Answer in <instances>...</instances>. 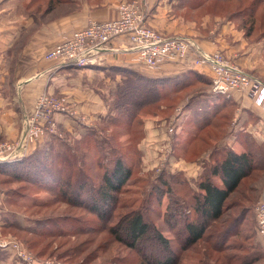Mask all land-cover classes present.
<instances>
[{"label": "trees", "instance_id": "obj_1", "mask_svg": "<svg viewBox=\"0 0 264 264\" xmlns=\"http://www.w3.org/2000/svg\"><path fill=\"white\" fill-rule=\"evenodd\" d=\"M47 1L46 12L66 0ZM192 1L201 3L203 0ZM111 73L119 74L122 79L106 93L100 92L107 112L96 127L88 128L72 144L67 140L68 133L59 130L64 138L58 143L43 141L21 160L1 164L0 176L4 178L0 184L24 183L48 193L53 197L52 201L84 208L104 224V230L111 239L138 254L139 264H181L188 253L191 256L198 254V264H256L262 260L264 251L255 240L253 219L252 225H244L248 208L240 204L229 205L234 195L240 199L235 203L251 202L246 195L255 191L254 177L264 173V144L253 141L238 151L216 149L210 154L211 159L205 161H200L197 156L188 159V154H180L179 148H172L173 160L200 162L201 174L198 178L188 179L182 172L162 171L154 176V181L148 183L158 207L162 206L164 198L167 200L162 224L151 223L139 209H133L109 226L121 200L118 195L124 193L137 172V163L141 158L139 143L145 138L141 122L143 115L152 112L158 115L163 111L168 113L164 118L168 120L180 92L197 82L207 87L210 84L206 77L195 71L174 78H152L126 68H113ZM202 95L197 105H186L189 116L186 122H192L194 129L190 135L193 137L213 127V119L228 103H220L221 95H214L210 91ZM210 99H213L212 103ZM226 123L223 119V125L227 126ZM123 137L124 141L120 142ZM52 139L59 140L56 137ZM65 149L69 152L67 156L63 155ZM184 150L190 151L189 148ZM90 155H94V158L88 164ZM92 164L94 167L90 168ZM90 170L101 171L98 180H93ZM72 172L74 177H70ZM66 173L68 178L63 181V174ZM15 193L10 192V198L4 202L15 205ZM236 207L242 210L234 218L224 220L227 212ZM15 215L12 212L10 217L3 216L0 230L3 233L10 231L13 235H29L30 238H24L29 250L36 247L34 243L37 240L32 238L44 236L47 239L48 235L53 234L50 232L58 228L52 224L48 231L45 230V223L37 221L24 225ZM219 222L220 226L217 227ZM165 230L173 233L174 238L170 240L164 237ZM174 244H178L177 249L173 248ZM2 251L0 264L6 260ZM37 255H42V252ZM211 258H214L213 263Z\"/></svg>", "mask_w": 264, "mask_h": 264}, {"label": "rangeland", "instance_id": "obj_2", "mask_svg": "<svg viewBox=\"0 0 264 264\" xmlns=\"http://www.w3.org/2000/svg\"><path fill=\"white\" fill-rule=\"evenodd\" d=\"M81 1L82 0H75L74 2L80 3ZM99 1L100 0H95V2ZM133 1L135 0H121L117 6V12L120 4L123 2ZM167 1V4L170 5L174 14H176V18L179 20V23L177 22V26L187 25V28L197 34V37L195 35H175L176 37L186 38L194 43L204 41L209 45H213V48L206 52L219 53L225 58V60L238 66L242 71L253 76L262 85H264V0H203L201 3H194L192 0ZM144 2L143 9L146 15V23L148 24L147 18L151 14L150 3H152V0H144ZM69 3H71V0L69 2L66 0L65 2L57 4L52 11L46 12L45 8L48 5L47 0H26L23 7L17 9L16 13L31 16L34 23L37 25L56 17L64 10V7L72 6ZM117 12L115 18L118 15ZM219 28L220 36L218 34ZM213 34H215V37ZM161 35L164 37H170L163 34ZM208 70L211 74L210 79L206 77L210 82L209 86L207 87L197 82L196 85L180 92L178 98H176V106L174 104L171 107L172 110H169L171 112L170 115H172L168 120L164 119L168 113L166 114L163 111L158 113V115H154L153 112L148 115H143L141 122L146 129L147 137L145 135V138H143L139 143L138 149L141 152V158L137 163V172L132 177L133 179L130 183L126 186L127 191L125 190L124 193L118 195L121 200L118 204V208L112 216L110 222L111 224L109 226H111L113 222H116L119 216L130 212L133 209H139L144 217L151 223H155L159 226L162 224V217L165 212L164 210L167 205V200L164 198L162 206L158 207V204L155 201L156 199H153V195H151L152 191L148 186V183L150 181H154V176L162 171L167 173L182 172L184 176H192L194 175V172L190 169V171H192L191 173L188 169L184 168H194L195 166L196 174L192 178H198L201 174L200 162L196 164V162L188 163L180 159L173 160L172 154L174 151L172 148H179L178 153L180 154H188V159H192L197 156L196 158H199L200 161H205L211 159L209 156L216 149L222 150L228 148L238 151L241 150V148L243 149L244 145L247 143L249 144L250 141L255 142V144H264V140L261 139L263 138L262 133L259 134V132L252 130L253 127L260 124V118H258V116L243 113L242 111V114L248 117L246 118L247 121L244 122L242 126H239L242 127V129H235L234 117L235 114L238 113L237 110L239 105H235L233 101V99L235 100L234 94H231L230 96H220V100H222L220 103L223 101L228 103L227 106L223 108L220 113H218V117L213 119V127H208L204 131L198 133L195 137L190 135L194 128L193 126L191 127L192 122H186L189 117L188 111H186V105L189 103L197 105L201 102L200 99L203 97L201 94L203 92L209 93L213 73L210 68H208ZM110 74L114 77L113 81H111L112 85L121 81L122 77L119 74ZM116 77L118 79H115ZM106 90V88H102V93H106ZM43 94L49 95L50 93L44 92ZM50 95L54 97L64 96V98L68 101V107L77 112L73 100L68 96L62 94ZM241 96L251 99L255 105V101L249 96L247 91L241 92L240 97ZM243 99L244 98H241V101H243ZM210 100V103H212L213 99ZM258 108L262 110L261 107ZM33 110L34 105L32 112ZM56 115L63 114L54 115L56 129H54V133L52 132V134L44 136V143H58L64 138L62 137V133L59 131L61 129H59L56 122ZM63 116L71 118L75 117L69 115ZM223 119L227 122V126L223 125ZM98 121L95 122L96 125ZM207 121L208 119L205 122ZM171 124H175V130L173 135L169 136L167 130ZM96 125L91 128H95ZM22 126L23 120L21 127ZM20 135L15 140L0 138V144L15 142L20 139ZM52 137L59 138V140H53ZM80 137L81 136H73L68 133L67 140H69L68 142L72 144L74 141H78ZM119 141L123 142L124 137ZM37 145H35V147ZM185 148H189L190 151L184 150ZM123 149L129 150V148ZM63 153L65 156L69 154L66 149ZM93 158L94 155H90L87 163L90 162V160H93ZM196 158L194 160H196ZM81 162L83 161L81 160ZM89 167L92 168L94 166L92 164ZM90 171L92 173L93 180H98L99 178L97 176H100L101 171ZM95 175L96 177H94ZM71 176L74 177L73 172L70 177ZM3 178V176H0V183L3 182ZM67 178V173L63 174V181ZM254 178L256 181L253 183L255 191L248 192L246 195V198L251 202L245 203V201H243L242 203H235V200L240 201V199L238 196L236 197L234 195L233 198H231L233 201H229V205L240 204L245 206V208H248L246 209L248 212L245 215L246 221L244 222V225H252L253 219V224L255 225V240L263 252L264 239L259 237L256 232L255 218H252V214H254L253 210L257 201L263 194L264 173H259L258 176H255ZM10 192H16L15 205H8L4 202L6 198H10L11 195H8ZM52 198L53 197L51 195L41 191L39 188L30 187L24 183L21 184L18 182H12L9 184H0V220L3 216L7 217V215H9L10 217L11 213L14 212L21 224L30 225L33 221L43 222L46 224L45 230L48 231L50 230L52 224L58 227L57 230L50 232L53 234L48 235L49 237L47 239L40 235L39 236L42 240H40V237H37V239L32 238V240H37L36 243H34L36 247L32 250H29L27 245L24 243L25 239L30 238L29 235H13V233H9L10 231L3 233L0 230V239H11L19 243L27 253L31 254L34 260L33 264L140 263V260L137 257L138 254L134 250L109 237L106 230H104V224L98 220L96 215L89 213L81 207H75L62 201H52ZM241 210V207H236L235 209L228 211L224 220L234 218V216ZM219 226L220 222L217 227ZM43 233L44 232L42 231V234ZM163 236L170 240L174 238V234L167 230L163 232ZM200 247H203V245L200 244ZM173 248L177 249L178 244H174ZM0 250L3 249L0 248ZM40 251L42 252V255H37ZM2 252L5 254V259L9 258L10 261L14 263L15 258L12 256L11 252L6 250ZM198 258V254H192L191 256V254L188 253L181 261V264H198ZM210 261L213 263L214 258H211ZM256 264H264V258Z\"/></svg>", "mask_w": 264, "mask_h": 264}, {"label": "crops", "instance_id": "obj_3", "mask_svg": "<svg viewBox=\"0 0 264 264\" xmlns=\"http://www.w3.org/2000/svg\"><path fill=\"white\" fill-rule=\"evenodd\" d=\"M74 1L71 0L69 4L72 6L64 7L56 17L36 25L31 16L16 13L26 0H0L1 139L15 140L20 135L22 120L32 112L36 99L44 92L66 95L73 100L77 112L85 117V121L56 115V122L59 129L73 136L84 135L86 130L95 126V122L107 112L100 92L102 93V88H106L107 92L115 86L111 83L114 78L110 74L113 68L130 69L152 78H174L195 71L210 79L211 74L207 66H196L193 56L165 62L157 69L146 68L136 61L135 53L130 51L127 35L111 41L101 52L98 62L86 68H61L54 61L45 60L47 52L72 32L85 27L90 20L101 22L115 18L121 0H82L80 3ZM167 3V0H152L151 14L147 18L149 26L165 36H196V32L187 28V25L177 26L179 20ZM218 34L220 36V28ZM213 36L215 37V34ZM196 45L203 51L213 48V45L204 41L197 42ZM232 94L235 95V105H239L238 113L234 117L235 129H242L239 126L247 121L248 117L244 116L242 111L254 114L260 118V124L252 130L262 133L261 139L264 140L262 110L256 107L251 99L240 97V93ZM241 98H244L243 101ZM144 130L147 137L145 127ZM184 169L196 174L195 166ZM194 175L185 176L192 178ZM14 263L16 264L15 261ZM14 263L9 258L2 262Z\"/></svg>", "mask_w": 264, "mask_h": 264}, {"label": "built area", "instance_id": "obj_4", "mask_svg": "<svg viewBox=\"0 0 264 264\" xmlns=\"http://www.w3.org/2000/svg\"><path fill=\"white\" fill-rule=\"evenodd\" d=\"M144 3V0L123 2L116 18L101 22L90 20L85 27L72 32L47 52L44 59L54 61L61 68H86L98 62L101 52L111 41L127 35L136 61L146 68L157 69L165 62L193 56L196 66L211 69L212 94L230 96L233 92L247 91L255 105L264 112V85L219 53L203 51L186 38L162 36L146 23ZM55 114L75 116L79 121H85L84 116L68 107L64 96L40 95L34 103L33 112L23 119L20 139L0 144V165L28 156L35 145L42 143L44 136L52 134L56 129ZM175 124L168 128L169 136L173 135ZM253 211L256 232L264 239V193ZM0 248L11 252L16 264L34 263L31 254L15 240L0 239Z\"/></svg>", "mask_w": 264, "mask_h": 264}, {"label": "bare ground", "instance_id": "obj_5", "mask_svg": "<svg viewBox=\"0 0 264 264\" xmlns=\"http://www.w3.org/2000/svg\"><path fill=\"white\" fill-rule=\"evenodd\" d=\"M8 163H11V162H8Z\"/></svg>", "mask_w": 264, "mask_h": 264}]
</instances>
